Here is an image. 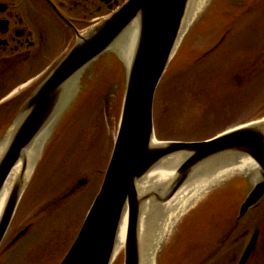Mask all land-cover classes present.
I'll return each instance as SVG.
<instances>
[{"label":"rangeland","instance_id":"374dc122","mask_svg":"<svg viewBox=\"0 0 264 264\" xmlns=\"http://www.w3.org/2000/svg\"><path fill=\"white\" fill-rule=\"evenodd\" d=\"M206 2L194 20H185L189 24L181 46L158 87L154 127L159 142L204 141L264 119V0ZM109 14L105 10L96 18L104 21ZM93 24L87 23L85 34ZM66 52L64 46L56 49L50 63L56 66ZM117 54L111 49L78 78L73 98L41 151L0 247V264H60L72 246L101 189L118 134L126 70ZM16 118L0 130V143ZM255 174H233L191 207L166 239L157 264H194L208 256L212 240L225 239L223 231L236 229L234 211L244 196L232 197L231 192L241 185L243 195L249 192ZM85 178L90 180L88 186L60 201ZM53 199L59 203H52ZM181 223L182 227L190 224V229L180 237L185 248L179 251ZM242 224L238 236L246 229L251 234L261 229L264 240V201ZM27 227V235L12 245ZM236 237L229 239L225 254L233 251ZM117 264H124V249Z\"/></svg>","mask_w":264,"mask_h":264},{"label":"water","instance_id":"95a60500","mask_svg":"<svg viewBox=\"0 0 264 264\" xmlns=\"http://www.w3.org/2000/svg\"><path fill=\"white\" fill-rule=\"evenodd\" d=\"M190 2L129 0L111 18L85 35H78L75 45L25 102L13 123L15 132L0 159V193L15 167L24 158L25 151L43 131L48 128L53 131L57 119L67 110L73 98L82 72L111 49L117 50L115 45L133 23H138L139 37L130 69L117 51V57L126 70V81L113 153L101 190L61 264H112L125 216L128 222L124 264H140L138 234L143 205L153 199L160 204L170 201L201 165L222 156L248 157L255 162L259 171V178L240 207L237 222H241L264 200V120L226 131L205 141L153 144L156 139V93L177 52ZM73 85V93L67 98ZM175 156H183L184 160L168 192L162 197L157 193L139 195V182ZM27 184L29 181L25 185H16L9 196L0 219V247ZM84 184V181L80 182V185ZM24 234L21 233L18 238ZM257 237L258 233H255L242 263L254 250Z\"/></svg>","mask_w":264,"mask_h":264},{"label":"flooded vegetation","instance_id":"af4514ba","mask_svg":"<svg viewBox=\"0 0 264 264\" xmlns=\"http://www.w3.org/2000/svg\"><path fill=\"white\" fill-rule=\"evenodd\" d=\"M127 1L0 0V122L4 123V126H0V130L5 129L6 121L17 117L25 102L53 70L55 65L53 62L50 63L52 53L61 46L68 51L69 48L65 47L73 43L78 35L86 32L87 23L94 22L93 25L100 23L102 17L96 18L97 15L108 10L111 12L109 18ZM82 180L85 181L84 185L79 184ZM89 184L88 178L79 180L60 198V201L72 198ZM218 198L220 197L216 198L217 201ZM57 200L59 201L53 199L51 202L59 203ZM183 226L178 232L179 239L185 237L190 229V224ZM241 227L239 226L232 233L230 229L223 231L225 239L222 237L212 240L210 242L212 249L208 256L194 264H264L263 231L256 229L251 234L246 229L238 236L237 232L242 229ZM26 229L22 238L29 232L28 227ZM255 233H258V237L254 250L242 263ZM248 236V241L244 242ZM232 237H236L232 241L233 251L230 255L225 254L224 251L231 242L229 238ZM22 238L12 245H16ZM182 243L183 240L180 239L179 246L178 243L176 245L177 250H184Z\"/></svg>","mask_w":264,"mask_h":264},{"label":"bare ground","instance_id":"6f19581e","mask_svg":"<svg viewBox=\"0 0 264 264\" xmlns=\"http://www.w3.org/2000/svg\"><path fill=\"white\" fill-rule=\"evenodd\" d=\"M207 0H191L187 18L189 23L194 20L206 5ZM184 22L181 37L177 43L176 51L181 46V41L188 27ZM139 37V25L137 22L127 30L115 48L121 55L126 67L130 69L136 51ZM177 53V52H176ZM73 87L68 92L67 98L73 93ZM66 97V96H65ZM9 124L13 121H7ZM255 124H248L251 126ZM246 126V127H247ZM10 126L6 129L8 131ZM52 129L43 131L33 144L25 151L24 158L19 162L7 180L2 192L0 193V219L9 196L16 185H25L32 177L35 165L39 159L41 151L47 142ZM15 127L12 128L3 142L0 143V159L7 150ZM154 145H164L157 139ZM183 156H175L165 161L157 170H154L139 182L137 188L139 195L157 193L164 196L173 185L176 179V171L183 162ZM25 165V168H24ZM256 172L253 182L257 181L258 167L255 162L248 157H238L237 155H226L206 162L201 165L185 186L168 202L162 204L153 200L145 203L142 209L139 227V250L140 264H157V259L168 236L178 225L180 219L187 211L195 206L214 187L222 183L223 180L233 176L235 173L249 175ZM127 216L121 225L116 242L115 253L112 264H117L126 245L127 237Z\"/></svg>","mask_w":264,"mask_h":264},{"label":"trees","instance_id":"16d2710c","mask_svg":"<svg viewBox=\"0 0 264 264\" xmlns=\"http://www.w3.org/2000/svg\"><path fill=\"white\" fill-rule=\"evenodd\" d=\"M115 62H118L117 59H116ZM121 70H122V72H121L122 75H119V76H120V79L123 80V78H124V69L122 68ZM121 73H120V74H121ZM115 77H116V79H117V74L115 75Z\"/></svg>","mask_w":264,"mask_h":264}]
</instances>
